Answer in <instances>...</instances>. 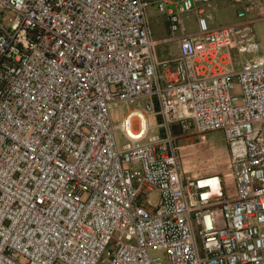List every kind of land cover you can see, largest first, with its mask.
Here are the masks:
<instances>
[{
	"label": "built area",
	"instance_id": "built-area-1",
	"mask_svg": "<svg viewBox=\"0 0 264 264\" xmlns=\"http://www.w3.org/2000/svg\"><path fill=\"white\" fill-rule=\"evenodd\" d=\"M211 1L0 0V264H264V0L216 27ZM173 127L223 132L233 186L187 177Z\"/></svg>",
	"mask_w": 264,
	"mask_h": 264
},
{
	"label": "rangeland",
	"instance_id": "rangeland-1",
	"mask_svg": "<svg viewBox=\"0 0 264 264\" xmlns=\"http://www.w3.org/2000/svg\"><path fill=\"white\" fill-rule=\"evenodd\" d=\"M223 8H225V4L220 3L219 10L213 13L214 17L216 18L215 23L217 25L230 21L236 16V7L229 5L225 9ZM153 11L154 10L150 9L148 20L154 38L158 33H167L168 30L167 27L163 25V18L165 19V15L160 13H153ZM209 23L211 25L212 21L210 20ZM183 24L187 32H193L197 30L196 14L190 13L184 15ZM253 27L255 30V36L260 43L259 54L264 55V21L257 23L256 26L254 25ZM174 47L175 45H172V43L157 45L156 51L159 60L175 58L178 55V51ZM256 55H258V53ZM252 56L253 55L248 54L241 56L236 51H234V64L239 68L244 60L250 59ZM119 111L120 119L124 118V116L126 115V110L120 108ZM112 115L113 117L115 116V109H112ZM119 121H116V123H119ZM136 124L137 122L135 121L134 125ZM161 133L164 132L161 130ZM173 133L177 137V145L181 147V153L183 157L182 165L187 177H199L210 174H219L221 176H226L229 180V186H233L232 181H230L231 172L229 166V147L223 132L217 131L208 134L206 140L202 143L200 142V139L194 134H181L177 127H173ZM117 137L119 145H124L125 140L119 131L117 132ZM157 197L158 195H156V198ZM151 257L165 258L166 255L165 253L152 251Z\"/></svg>",
	"mask_w": 264,
	"mask_h": 264
},
{
	"label": "crops",
	"instance_id": "crops-1",
	"mask_svg": "<svg viewBox=\"0 0 264 264\" xmlns=\"http://www.w3.org/2000/svg\"><path fill=\"white\" fill-rule=\"evenodd\" d=\"M150 1H156V0H150ZM220 3L221 4H225V8L227 6H229V5H232V4H229V2H227L226 0H212L210 6H208V8L206 9V13L210 16V20L212 21V24L211 25L213 27H216V26H220V25H227V24H233V23L238 22L239 21L238 20V17H237L238 9H236V16L234 18H232V20L227 21V22H225L223 24H219V25H217L215 23L216 22V20H215L216 18L214 17L213 13L214 12H217L219 10V4ZM233 7H235V6H233ZM225 8H223V9H225ZM234 10H235V8H234ZM153 13H156V12L153 11ZM149 14H150V12H149ZM258 14H259V16H260L261 19L259 18L258 20H256V22L254 24L255 26H256L257 23L264 21V5L261 7V10H260V12H258ZM251 17H254L255 18L256 15H253ZM163 25L166 26L167 27V30H168V23H167V20H166V16H165V19L163 18ZM167 38H168V32L167 33H158L154 37L155 41L157 42V45L166 44V43H172V45H175L174 48L179 53L178 43L177 42H169V41H166Z\"/></svg>",
	"mask_w": 264,
	"mask_h": 264
},
{
	"label": "bare ground",
	"instance_id": "bare-ground-1",
	"mask_svg": "<svg viewBox=\"0 0 264 264\" xmlns=\"http://www.w3.org/2000/svg\"><path fill=\"white\" fill-rule=\"evenodd\" d=\"M143 119H144V118H143ZM129 132H130V134L134 135L133 131L130 130Z\"/></svg>",
	"mask_w": 264,
	"mask_h": 264
}]
</instances>
